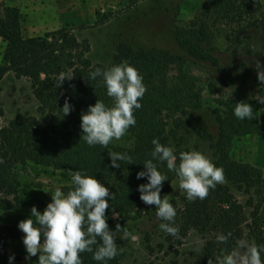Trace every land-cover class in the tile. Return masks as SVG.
<instances>
[{"label":"trees","instance_id":"obj_1","mask_svg":"<svg viewBox=\"0 0 264 264\" xmlns=\"http://www.w3.org/2000/svg\"><path fill=\"white\" fill-rule=\"evenodd\" d=\"M244 1L248 0H203L197 15L184 23L174 24L173 39L185 56L133 48L118 42L106 64L91 62L86 55L88 41L78 39L66 27L24 37L17 7L3 6L0 12V80L8 71L16 78L27 79L41 117L16 113L0 120V160H3L0 163V210L18 207L17 166L31 162L66 170L70 175L73 171H81L96 176L115 194V199L109 198L110 207L106 210L109 228L114 231L116 225L125 222L129 213L142 202L138 187L148 183V179H137V173L145 169L144 161L152 159V140L158 138L161 144L173 146L178 165L179 153L188 142V135L193 133L208 143L213 162L224 170L225 182L210 190L206 199L189 201L182 189L181 192L171 191L170 181L176 173L167 169L166 162L158 163V170L168 177L161 196L171 195L170 202L177 210L174 226L179 229L175 236L160 229L164 241L170 245L181 244L190 230L208 237L202 243L200 256L192 264H208L217 252L230 251L244 235V227L249 242L264 245L258 229V210L264 202V175L257 166L230 155L234 139L261 134L257 117L252 120L236 118L235 105L242 100L233 97L215 100L222 109L214 112L215 136L203 127L192 126L186 117V113L199 108L202 101L198 84L184 73L186 57L197 64H207L230 83H244V63L219 65L211 29L213 23L230 24L240 17ZM238 34L239 31L230 29L225 33L226 40L236 42ZM249 38L247 35L246 41ZM123 61L139 70L147 88L140 101L142 107L134 112L136 124L126 133L130 141L127 145L110 142L107 148L89 146L82 139L81 114L97 99L107 106L113 104L112 98L107 96L103 78L91 79L90 72ZM171 67L174 68L172 74L169 73ZM65 73L72 74V79H65L57 87L59 76ZM66 99L73 108L65 116L62 107ZM1 116L0 108V119ZM111 152L127 153L133 163L118 161L121 167L113 168L108 155ZM71 188L72 180L61 190L67 193ZM233 191L240 192L244 201H239ZM114 212L117 216L112 218ZM161 223L166 221L159 218V225ZM229 232L232 235L227 243L217 242V234ZM16 236L13 225H0V264L9 263L12 256L5 252V239ZM261 255L264 258V253ZM81 259L83 264H124L120 252L107 261L94 260L90 252L81 253Z\"/></svg>","mask_w":264,"mask_h":264},{"label":"rangeland","instance_id":"obj_2","mask_svg":"<svg viewBox=\"0 0 264 264\" xmlns=\"http://www.w3.org/2000/svg\"><path fill=\"white\" fill-rule=\"evenodd\" d=\"M6 5L19 10L20 29L24 37L66 27L78 39L88 41L86 55L91 62L106 64L118 42L133 48L185 56L173 39L172 28L174 24L184 23L197 15L203 0H0V12ZM241 7L240 17H236L235 21L230 24L213 23L211 29L214 54L219 65L224 67L244 63V83H230L207 64H197L186 57L184 73L198 84L202 98L201 106L187 112L186 117L192 126L203 127L215 136L214 112L222 111L216 99L233 97L251 104L261 134L234 139L230 155L236 160L257 166L264 175V104L257 100L258 97L264 98V82L258 80L256 69L258 61L264 65V0L244 1ZM230 29L239 31L236 42L226 40L225 33L228 34ZM247 35L250 36L248 41ZM1 48L0 41V51ZM169 73H174L173 67ZM36 107L29 81L6 72L0 80V120L4 121L16 113L41 117ZM129 141L125 134L120 140L113 139L111 143L127 145ZM192 148L203 151L213 159L208 143L190 133L182 151ZM16 177L18 207L16 210H0V225H13L16 230L19 222L31 215L33 206L42 213L52 200L51 192L71 182L68 171L31 162L17 166ZM170 186L172 192H181L177 174L170 181ZM233 193L239 201H244L240 192ZM258 218V229L264 239V202L259 207ZM121 228V231L116 232V242L124 264H192L201 254L204 239L208 238L190 230L181 244L170 245L163 239L155 206L146 205L143 201L129 213ZM243 230L241 239L249 241L245 234L246 228ZM16 237L5 239V252L15 257L7 264L38 262V254L25 258L26 248L18 245ZM221 254L217 252L213 262Z\"/></svg>","mask_w":264,"mask_h":264},{"label":"clouds","instance_id":"obj_3","mask_svg":"<svg viewBox=\"0 0 264 264\" xmlns=\"http://www.w3.org/2000/svg\"><path fill=\"white\" fill-rule=\"evenodd\" d=\"M256 69L258 80L264 82V65L258 61ZM72 77V74H61L57 87ZM97 77L103 78L107 96L112 98L113 104L107 106L97 99L94 105H89L87 111L81 114L82 139L89 146L107 148L113 139L120 140L130 127L135 126L134 112L142 107L140 101L147 88L142 74L127 61L105 69L95 68L90 72V78ZM257 100L264 104V98L258 97ZM72 108L66 99L62 107L63 114H70ZM234 115L240 120L255 118L253 106L244 101L236 103ZM152 144V159L144 161L145 169L137 173V179H148V183L138 187L140 199L146 205L155 206L157 217L166 221L159 225L160 229L175 236L179 232L178 227L174 226L177 210L168 195L161 196L163 183L168 177L158 170L157 164L166 162L167 169L177 174L179 187L189 201L206 199L210 190L223 184L224 170L216 166L209 155L195 148L181 151L177 165L173 146L161 144L158 138H154ZM108 155L113 168L121 167L118 161L133 163L127 153L111 152ZM71 180V190L65 193L57 187L51 192L52 200L42 213L33 206L31 215L19 222L18 227L24 233L26 259L39 253L38 264H83L81 253L84 252L93 253L96 261L111 260L119 254L116 232L122 228L118 223L116 229L111 230L106 215L110 207L109 198L115 199V194L94 175L73 171ZM113 216L117 214L114 212ZM231 235L230 232L226 235L217 234L216 240L227 243ZM262 253L264 245L238 239L235 247L217 256L215 262L208 260V264H264ZM12 260L14 255L9 257V261Z\"/></svg>","mask_w":264,"mask_h":264},{"label":"crops","instance_id":"obj_4","mask_svg":"<svg viewBox=\"0 0 264 264\" xmlns=\"http://www.w3.org/2000/svg\"><path fill=\"white\" fill-rule=\"evenodd\" d=\"M18 227V226H17ZM17 233H18V236L16 237V240H17V242H18V245L21 247H23L24 246V244H23V236H24V233L19 229V227H18V230H17ZM43 239V238H42ZM25 247V246H24ZM38 256H39V253H38ZM35 264H38V262L37 261H35Z\"/></svg>","mask_w":264,"mask_h":264}]
</instances>
